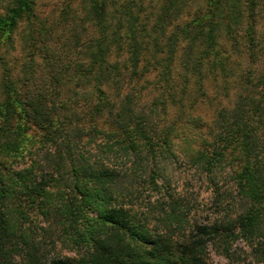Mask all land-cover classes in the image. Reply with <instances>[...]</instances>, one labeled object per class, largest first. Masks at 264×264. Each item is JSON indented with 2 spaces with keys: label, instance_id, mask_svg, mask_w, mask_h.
Instances as JSON below:
<instances>
[{
  "label": "trees",
  "instance_id": "1",
  "mask_svg": "<svg viewBox=\"0 0 264 264\" xmlns=\"http://www.w3.org/2000/svg\"><path fill=\"white\" fill-rule=\"evenodd\" d=\"M80 2V17L62 9L58 23L88 31L81 42H57L35 0L0 6V45L24 23L47 80L0 77V264H214L209 247L224 264H264V65L208 119L186 107V84L177 96L168 84L180 42L194 74L204 62L226 74L231 49L257 51L260 0H205L175 23L188 0ZM143 52L168 96L139 100ZM180 161L184 184L198 174L212 187L215 215L190 203Z\"/></svg>",
  "mask_w": 264,
  "mask_h": 264
},
{
  "label": "rangeland",
  "instance_id": "2",
  "mask_svg": "<svg viewBox=\"0 0 264 264\" xmlns=\"http://www.w3.org/2000/svg\"><path fill=\"white\" fill-rule=\"evenodd\" d=\"M146 1L147 0H145V2ZM148 1L151 2V4H155L158 0ZM2 2L3 0H0V6ZM204 2L205 0H188V3L182 9L180 16H178L173 21V23L181 22L191 17L194 11L199 9L201 10L203 8ZM80 6V0H35L36 11L39 17L44 19L46 24L58 23V19H61L62 9L67 10L66 17L68 21L71 20L72 15L74 14L72 13L73 9L77 10L78 17H80ZM257 10L258 13L260 12V15L257 17L259 18L258 26L261 32V47H258L257 51L252 54H249V51L246 48L241 52L233 51L231 49L230 57L227 59L228 67L226 74L222 73L218 67H216L214 71L211 70L209 65L205 62L199 66V71L197 74H194L191 67V62L195 51L192 53L189 59L188 68H185L182 63V58L180 57L183 51L182 46L184 45V41L179 43L174 55V59L170 66L171 73L168 84L172 85V89L170 91L173 93L175 92L176 96L180 93L181 85L186 84L184 93L186 100H184L186 107L190 108L191 113L201 115L205 119L213 116L216 108H218L220 105H230L231 102H233L238 89V84H240L244 77H247L248 75L250 79L254 80L255 76L262 69L264 65V0H260ZM58 24L59 26L57 25V27L55 26L54 28V36L56 37L55 40L59 43L65 40V37H67L66 40L72 41L73 33L76 35L78 34L79 40L81 42L88 34V31L81 29V27H79V25L76 23L74 24L77 25L75 29H73V23H69V25L65 24V27L61 26L62 21ZM172 28L173 27L171 24L167 27V31L169 32ZM91 30L92 29L89 31L92 32ZM223 35L224 34L221 33V36L218 37V40L220 43L225 44V46L228 48L230 45L228 43H224ZM27 39L28 30L24 23H20L13 33L12 43L0 45V77L5 68L16 84H38L40 82L46 83L47 80L45 77L43 59L39 56V53L36 52L33 55V59L30 60V55L26 49ZM161 40L164 42V38ZM53 42H50V44L51 47L55 49L58 45ZM73 50L74 52H71L72 58H75L74 60H76V58L81 59L82 52H80V47L76 46V48ZM141 56L143 58H141L139 62L137 72L134 74L133 80L134 85H145V87L140 89L138 92L139 100L141 102H145L150 100L151 97L161 93L165 94V96H168L166 95L168 92V84L165 85V88H160L158 87L159 85H156L159 84L158 69H153L152 66H149L147 70H144L142 67L145 63V58L150 57L149 53L143 52ZM124 57L125 55L121 53L118 59L123 61ZM112 58L113 56H110V59ZM198 80H200V83ZM121 82L125 83L123 81ZM199 84H201V86H199ZM170 109L174 110V107H171ZM181 162L182 161H180L178 164H175L176 167L173 168L176 170L175 174L179 181L181 178H184L182 177L183 175L188 174L186 167H184L185 164ZM189 173H191L190 170ZM192 177L193 178L189 179V181L187 180V183L185 184L184 180L181 179L180 181L181 184L183 183V190L188 193V196L191 199L190 203L197 208L201 206L203 208L201 214H207L208 212V214L212 213V215H215L217 212L214 199H212L213 197L211 196L212 187L208 185L206 181H204L203 177H199L198 174ZM224 184L225 182L222 183V186ZM234 247L236 254H240L239 258L244 257L247 248L243 246L241 242L235 243ZM209 257L214 264H224L228 262L227 257H224L211 247H209Z\"/></svg>",
  "mask_w": 264,
  "mask_h": 264
}]
</instances>
